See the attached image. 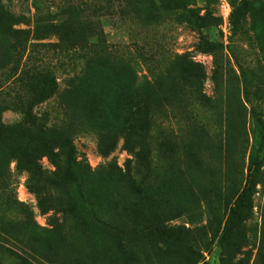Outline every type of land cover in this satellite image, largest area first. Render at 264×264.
<instances>
[{
    "label": "rangeland",
    "instance_id": "obj_1",
    "mask_svg": "<svg viewBox=\"0 0 264 264\" xmlns=\"http://www.w3.org/2000/svg\"><path fill=\"white\" fill-rule=\"evenodd\" d=\"M0 4L31 30L0 69V264H264V0Z\"/></svg>",
    "mask_w": 264,
    "mask_h": 264
},
{
    "label": "trees",
    "instance_id": "obj_2",
    "mask_svg": "<svg viewBox=\"0 0 264 264\" xmlns=\"http://www.w3.org/2000/svg\"><path fill=\"white\" fill-rule=\"evenodd\" d=\"M6 6L0 4V69L4 67H10L11 70H17L20 66L21 59L27 49V42L31 34L30 29H24L17 26V24L24 23V21H7L5 16L11 12ZM37 11V8H36ZM23 17V16H21ZM14 17L12 16V20ZM24 18V17H23ZM35 29H38L37 27ZM60 34V33H58ZM58 38L62 42L67 40L64 34L58 35ZM198 50L205 53H215L214 46L212 44L201 42L197 46ZM55 85L54 80H50V87ZM30 119V125L36 127L35 119H32L30 114V108L26 112ZM63 148L59 149L56 153L50 152V156L53 157V164L57 168H60L61 164L65 167V175L67 178H72L74 173L72 166L77 164V151L75 147L67 140L62 143ZM28 167L25 169L27 173L33 170H38V164L32 160L27 161ZM260 162L257 159H251L247 171V178L244 186L236 192L235 197L231 202L228 203L229 210L228 216L225 222L224 234L227 233L233 226L235 221L239 219L242 212L252 204V191L254 189V177L255 171L259 166ZM31 166V167H30ZM188 252L189 249L187 250ZM21 264H39L34 257H28L27 255H19Z\"/></svg>",
    "mask_w": 264,
    "mask_h": 264
}]
</instances>
